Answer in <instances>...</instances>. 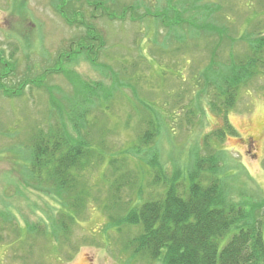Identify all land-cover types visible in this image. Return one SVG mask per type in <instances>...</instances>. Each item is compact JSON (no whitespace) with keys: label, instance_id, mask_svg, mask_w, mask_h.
<instances>
[{"label":"rangeland","instance_id":"374dc122","mask_svg":"<svg viewBox=\"0 0 264 264\" xmlns=\"http://www.w3.org/2000/svg\"><path fill=\"white\" fill-rule=\"evenodd\" d=\"M248 1L252 2H223L228 38H233L234 29L243 30ZM194 3L195 0H173L169 3L174 6L172 9L164 0H0V65L8 63L7 68L1 67L0 75L15 65L17 70L2 83L6 89L19 93L18 87L10 86L21 82V74H26L35 79L31 82L36 86L25 88L13 98L0 93V264H149L133 258L125 247L135 227L119 224L139 199V187L144 189L141 199L146 200L162 193L163 186L153 189L154 185L149 184L156 176L166 185L172 180L188 183V173L197 157L208 155L213 149L224 152L217 175L234 201L258 202L264 196V77L240 88L228 113L235 134H227L221 142L213 140L211 148L203 147V138L224 123L221 115L208 108V87H203L200 73L209 62L211 40H197L200 23L192 21L197 13H179L184 7L191 11ZM61 5L68 18L82 16L104 37L106 47L96 58L101 69L86 62L84 54H74L82 46L95 45L89 41L82 44L84 29L63 21L55 11V6ZM126 6L136 8L132 14L136 21L126 18L112 27V20L102 16L105 12L118 14ZM160 13L165 14L166 21L173 18L174 31L187 32L186 37L191 39L184 47L181 40L169 41L171 33L167 37L168 30L160 19L151 18ZM234 48L243 52V42H236ZM228 51V46L223 45L219 52L218 58L222 57L224 63ZM71 59L77 63L70 64ZM46 69L51 73L43 82L41 73ZM60 69L74 71L69 79L62 71L52 73ZM215 74L208 79L215 80ZM77 77L92 85L115 79L103 91L106 98L93 99V107H88L86 131L88 138L103 141L114 158H126L125 165L135 174L137 185L132 190L125 187L120 193L121 204L115 205L107 200L110 172L104 166L93 168L91 174L87 170L84 207L78 214L71 213L74 223L69 235L58 243L51 231L48 241L37 233L30 236L25 232L29 225L51 228L52 218L57 217L55 212H60L52 191H39L27 180L30 138L36 127L62 124L71 128V110L80 106L76 100V88L80 87ZM122 78L129 79L128 83L123 84ZM38 84L43 87L37 88ZM87 92L83 89L78 96L87 99ZM100 110H104L103 114ZM142 119H151L158 126V137L149 146L152 150L143 149V161L132 151L145 126L136 127ZM153 154L158 156L162 174L157 166L147 164ZM224 242L221 240L219 247Z\"/></svg>","mask_w":264,"mask_h":264},{"label":"trees","instance_id":"16d2710c","mask_svg":"<svg viewBox=\"0 0 264 264\" xmlns=\"http://www.w3.org/2000/svg\"><path fill=\"white\" fill-rule=\"evenodd\" d=\"M164 1L170 5L173 0ZM224 1L227 4V0H195L191 11L184 7L179 12L180 15L188 13L189 16L191 13H197V16L192 15V21L200 23L196 29L197 40H211L208 42L211 45L209 62L206 69L200 73L203 74V87H208L206 93L208 108L211 112L221 115L224 124L203 138V147L206 148H211L213 140L221 142L227 134H235L228 122V113L235 105L240 88L246 86L249 81L264 77V0L248 1L249 10L244 15V28L241 32L234 29L233 38L227 36L229 29L225 24L226 21L228 22V17L222 14L226 9ZM55 7V11L67 25L84 29L82 44L89 41L95 45L91 48L89 44L82 46L74 54H84L83 59L86 62L100 68L96 58L98 53L106 47L102 34L98 33L91 23L83 21L82 16L70 19L62 5ZM170 7L174 8L171 5ZM135 10L134 6H126L118 14L105 12L102 16L111 19L113 27L116 22H125L126 18L136 21L132 17ZM146 15L150 16L148 13ZM164 16L165 14L160 13L151 15V18H156L158 21L160 19L161 24L168 30L167 37L171 33L169 41L181 40V45L184 47L187 40L191 38L186 37V31H174L173 18L166 21ZM170 16L173 15L170 14ZM207 17L210 19H206ZM174 32L177 33L175 36ZM239 41L243 42V52H238L234 48V44ZM223 45H227L229 50L228 60L225 63L222 57L218 58ZM73 61L77 63L75 59H71L70 64L74 65L71 63ZM7 66L8 63H4L0 65V69ZM15 66L7 70L5 75H0V93L7 98L20 96L25 88L36 87L31 82L35 79L21 74L24 79L10 86L18 87L19 93L6 89L2 82L17 71ZM61 71L69 79L74 70L60 69L52 73H62ZM50 73L48 69L41 73L43 82ZM212 73L217 74H215L217 76L215 80L208 79ZM124 74L126 73L123 72L122 75ZM77 80L82 87L80 91V87L76 88V100L79 101L80 106L78 109L71 110V128L62 124L56 127L51 124L45 128L36 127L30 138V169L27 170L29 177L27 180H31L36 185L35 189L39 191H52L50 194L59 204L60 212L59 214L55 212L57 217L52 218L51 222H54V225L51 228L45 226L42 229L41 225H29L25 232L30 236L32 233H37L38 237L48 241V234L51 231L58 243L61 242V238L65 239L69 235L74 223L71 213L78 214L81 212L80 208L84 207L89 180V175L85 178L87 170L88 172L90 170L91 174L93 168L98 169L104 166L110 172L111 181L108 186L107 200L115 205L121 204L120 193L125 187L132 190L137 185L135 174L133 175L125 165L126 158H114V154L105 147L103 141L98 142L88 138L86 131L90 119L88 107L90 105L93 107V99L106 98L103 91H106L107 86L111 85L115 79L107 84L103 81L104 85L97 82L92 85L81 81L78 77ZM128 80L121 79L123 84L128 83ZM43 82L42 84H45ZM38 87L43 86L38 84ZM45 88L47 89V86ZM83 89L85 92L88 91L87 99L78 96ZM101 111L99 113L103 114L104 110ZM137 125L138 129L142 125L145 126L140 129L137 142L132 145V151L139 154L143 161L141 155L143 149H146V152L152 150L149 146L158 137V126L154 125L151 119H142ZM213 150L208 155L197 157L194 167L188 173V183L172 180L166 185L156 176L149 184L151 187L152 184L154 185L153 189L163 186L162 193L158 194V198L146 200L141 199L144 189L139 187L141 188L137 193L140 195L139 199L127 212L125 219L119 223L135 227L133 236L125 244L133 258L146 260L149 264H264V196L258 202L234 201L229 194V188L217 175L221 172V157L224 152ZM119 160H121L120 163H118ZM149 163L153 167L157 166L158 172L162 174V165L156 154H153L147 164ZM84 180L86 184L83 183ZM138 180L140 181L139 177ZM106 207L109 208L108 205ZM221 240L225 242L219 247Z\"/></svg>","mask_w":264,"mask_h":264}]
</instances>
